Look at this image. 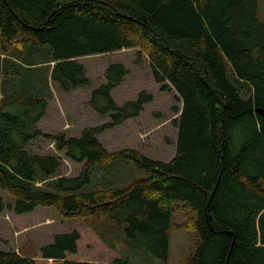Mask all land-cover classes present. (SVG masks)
Masks as SVG:
<instances>
[{"label":"trees","instance_id":"16d2710c","mask_svg":"<svg viewBox=\"0 0 264 264\" xmlns=\"http://www.w3.org/2000/svg\"><path fill=\"white\" fill-rule=\"evenodd\" d=\"M15 45L42 50L45 58L29 64L7 58ZM135 46L146 53L160 90H174L182 105L172 121L175 152L168 161L133 148L109 151L100 141L105 129L138 116L152 99L141 90L135 99L115 102L111 91L128 73L121 62L105 68L104 82L87 99L108 122L75 136L39 129L52 95L49 83L63 92L91 84L76 57ZM39 135L82 163L79 173L60 175L58 156L30 151ZM115 159L132 161L148 176L116 187L104 167ZM0 190L12 198L0 196V213L50 206L66 216H96L118 228L128 247L103 260L101 246L82 244L85 231L73 229L55 233L37 248L38 256L0 249V264H153L149 256L165 264L175 207L192 216L195 232L184 264H264V21L258 0H0ZM91 228L104 241L103 230Z\"/></svg>","mask_w":264,"mask_h":264},{"label":"rangeland","instance_id":"374dc122","mask_svg":"<svg viewBox=\"0 0 264 264\" xmlns=\"http://www.w3.org/2000/svg\"><path fill=\"white\" fill-rule=\"evenodd\" d=\"M258 14L264 21V0H258ZM30 48L29 45H15L8 55L6 54L7 58L24 64L45 58L42 50L33 52ZM76 60L85 66L91 84L63 92L53 83H49L52 95L44 116L38 122L39 129L51 134L62 131L67 136H75L85 126L108 122L109 117L97 114L87 104V99L93 88L104 82L105 68L112 62H121L128 69V73L123 83L111 91L115 102L122 104L126 100L135 99L141 90L150 93L152 99L144 104L138 116L105 129L99 135L100 141L109 151L133 148L153 159L168 161L175 152L176 128L172 121L178 116L182 105L174 90H160L159 84L153 80L144 50L137 46L127 47L102 54L79 56ZM28 148L40 154L50 153L58 156L62 164L60 175L74 176L80 171L82 163L66 158L47 137H35L30 141ZM104 167L107 169L105 175L117 179L115 186L119 188L148 176L146 170L126 159L111 160ZM0 196L6 201H12L3 190H0ZM171 222L173 225L165 264H184L195 246V232L190 225L192 216L186 210L175 207L171 212ZM91 227L99 234L103 230L104 241ZM73 229L85 231L87 236L82 237V244L85 240H90L101 246L103 255L100 259L110 260L128 251L122 239V232L112 226L111 222L96 216H66L50 206H37L32 212L22 214L3 210L0 213V249L10 247L25 255L38 256L37 248L50 242L55 233L70 232ZM74 256L79 257V253ZM86 258L95 257L92 254ZM148 259L153 264H159L151 256Z\"/></svg>","mask_w":264,"mask_h":264},{"label":"crops","instance_id":"0c3cea01","mask_svg":"<svg viewBox=\"0 0 264 264\" xmlns=\"http://www.w3.org/2000/svg\"><path fill=\"white\" fill-rule=\"evenodd\" d=\"M5 56V54H1V57H4ZM77 89V88H76Z\"/></svg>","mask_w":264,"mask_h":264},{"label":"water","instance_id":"95a60500","mask_svg":"<svg viewBox=\"0 0 264 264\" xmlns=\"http://www.w3.org/2000/svg\"><path fill=\"white\" fill-rule=\"evenodd\" d=\"M258 111H259V109H258Z\"/></svg>","mask_w":264,"mask_h":264}]
</instances>
